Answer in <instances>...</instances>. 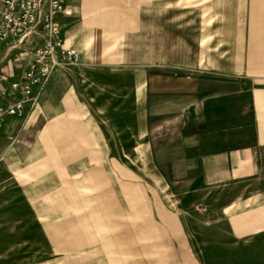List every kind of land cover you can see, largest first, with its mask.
<instances>
[{
    "label": "crops",
    "instance_id": "1",
    "mask_svg": "<svg viewBox=\"0 0 264 264\" xmlns=\"http://www.w3.org/2000/svg\"><path fill=\"white\" fill-rule=\"evenodd\" d=\"M63 5L71 12L56 14L59 37L62 46L78 51V60L53 69L35 107L8 115L0 125L5 156L10 133L22 119L34 114L43 123L34 136L15 142L21 172L35 164L48 167L37 177L20 178L35 217L21 225L47 246L45 254L31 256L34 264H74V257H83L82 264H201L184 253L182 217L153 187L130 189L139 203L130 199V207L122 205L115 169L121 162L115 151L134 149L137 138L175 121L180 157L165 164L191 172L177 180L194 190L229 188L221 207L229 237L219 241L232 247L249 246L255 236L264 239V0H64ZM1 47L0 73L8 80L20 77L30 52H18L29 57L13 65L10 50ZM17 134L26 133L19 128ZM146 141L154 148L153 138ZM36 181L40 186L33 190ZM158 234L164 253L155 255Z\"/></svg>",
    "mask_w": 264,
    "mask_h": 264
},
{
    "label": "rangeland",
    "instance_id": "2",
    "mask_svg": "<svg viewBox=\"0 0 264 264\" xmlns=\"http://www.w3.org/2000/svg\"><path fill=\"white\" fill-rule=\"evenodd\" d=\"M0 40L1 48L10 50L7 55L10 61L13 62L12 64H17L19 61L12 58V51H21V53L25 51L15 47L17 45V37H10L8 39L0 37ZM28 57L27 54L24 57L21 56L20 59L22 61L23 58ZM14 75L15 77L17 76L12 73L10 77ZM79 91L81 92V90ZM216 120L219 123L221 122L220 119ZM122 121L128 123L129 119L125 118ZM42 124V119L35 118L34 114L27 119H22L18 123V127L23 128L26 134L19 137L17 134L19 128H15L10 133L8 139V152L5 156L0 155V264H34L36 257L31 256L35 254V251L40 255L47 252V246H40V239H36L38 235L33 230H26L24 224L21 225L25 221H30V218L35 219V217L29 213L28 201L25 199L20 187V185L22 186L25 183L20 182V178L29 179L33 176L32 174H35L36 176L34 177H37V175L48 170V167L44 169L41 165L35 164L31 167L26 165L23 167L29 166L28 169L21 172V167L18 165L19 162L15 154V142L17 139L19 140L20 138V141H25L26 136H34V131ZM175 125H177V121L163 127L154 128L153 133L147 137L145 135L136 139L137 146L134 149L127 147L115 151L118 153L115 154L116 157L119 156L121 160L115 169L122 179V205L130 207L128 205L130 199L139 203L140 198L136 197L135 193L132 194L130 189L137 193L139 189L152 190L151 187H153L155 191L163 196L164 201L168 202L170 210L175 214L178 213L183 219L186 237L184 253L187 254V257L199 258L202 260L201 264H264V239L259 240L255 236L256 239L251 240L253 243L249 246L236 244L232 247L223 245L219 241V239L229 237L225 219L223 218V214H221V207L229 200V188H218L216 190L203 188L194 190L187 181L180 182L177 180L178 177H187L186 175L190 174V171L188 172L182 165L176 164L171 166L165 164V159L167 158L180 157L178 144L174 142L176 139V132L173 129ZM219 136L226 137L227 135L220 133ZM127 138L129 136L125 137L123 135L122 141H129L124 140ZM147 138H150V140L153 138L152 145L154 148L151 150L147 148ZM113 152L111 151L110 156H113ZM112 168L114 167L110 169ZM161 174L169 175L171 180L169 182L164 181ZM134 179H136V182H133ZM166 183L168 186H166ZM33 184L35 185L33 187L34 190L36 185H38L37 188L40 186V181H36ZM29 188L31 190L32 185ZM40 189H43V187H40ZM171 192L172 194H170ZM123 195H127L128 197L125 196V199ZM131 195L132 197H130ZM138 206L141 208L139 204ZM181 207L183 209H180ZM124 208V211H126V206ZM139 218L137 220L140 222L142 218ZM170 235L169 244L171 248H175L177 246L176 240L172 238V234ZM160 237L161 235L159 234L157 237L154 236L155 244L159 243L154 246L155 255L163 252V245H160ZM143 242L145 243V240ZM140 248L142 252L146 250L145 246ZM173 252H176V249ZM180 253H182V250ZM82 260L83 257H74V264H82ZM57 264L65 263L58 262Z\"/></svg>",
    "mask_w": 264,
    "mask_h": 264
},
{
    "label": "built area",
    "instance_id": "3",
    "mask_svg": "<svg viewBox=\"0 0 264 264\" xmlns=\"http://www.w3.org/2000/svg\"><path fill=\"white\" fill-rule=\"evenodd\" d=\"M63 1L0 0V37H17L15 47L29 51L31 56L20 77L8 80L0 73V98H9L6 104L0 103V125L8 115L21 116L26 107H35L40 90L53 69L78 60V51L62 46L59 37L56 14L71 12ZM40 27L44 32L42 35L39 33ZM39 37L44 38L43 43ZM18 52L21 51H16L13 59L20 62L22 54ZM35 86L38 87L37 91Z\"/></svg>",
    "mask_w": 264,
    "mask_h": 264
}]
</instances>
